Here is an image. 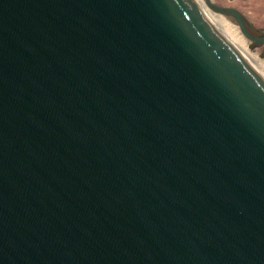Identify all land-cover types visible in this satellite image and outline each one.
<instances>
[{
    "label": "water",
    "instance_id": "1",
    "mask_svg": "<svg viewBox=\"0 0 264 264\" xmlns=\"http://www.w3.org/2000/svg\"><path fill=\"white\" fill-rule=\"evenodd\" d=\"M0 264H264V77L197 0H0Z\"/></svg>",
    "mask_w": 264,
    "mask_h": 264
},
{
    "label": "rangeland",
    "instance_id": "2",
    "mask_svg": "<svg viewBox=\"0 0 264 264\" xmlns=\"http://www.w3.org/2000/svg\"><path fill=\"white\" fill-rule=\"evenodd\" d=\"M213 1L215 3L223 5V6L235 7L237 9H239L258 28L264 29V0H213ZM211 13L215 14L213 12H211ZM215 15H217V14H215ZM222 17H224V16H222ZM246 41L249 45L251 44L247 39H246ZM249 51H250L249 53L251 56H254V57L256 56L255 60L258 59L255 61L254 58L251 57V60L253 61V63L255 62V65L258 67L260 72L264 74L263 48L251 49L249 47Z\"/></svg>",
    "mask_w": 264,
    "mask_h": 264
},
{
    "label": "bare ground",
    "instance_id": "3",
    "mask_svg": "<svg viewBox=\"0 0 264 264\" xmlns=\"http://www.w3.org/2000/svg\"><path fill=\"white\" fill-rule=\"evenodd\" d=\"M197 1L208 13L209 17L213 21L214 25L219 29V31L252 63L256 70L264 77V74L260 72L258 67L255 65V62L253 63V61L251 60V57L255 60L256 56L254 57L250 55V45L247 43L240 28L234 23H231L228 19H226V17L224 18L221 15L212 14L211 11L205 5L204 0Z\"/></svg>",
    "mask_w": 264,
    "mask_h": 264
}]
</instances>
